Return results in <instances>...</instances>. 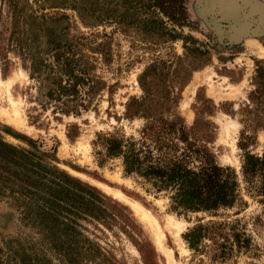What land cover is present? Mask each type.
<instances>
[{"label":"rangeland","instance_id":"1","mask_svg":"<svg viewBox=\"0 0 264 264\" xmlns=\"http://www.w3.org/2000/svg\"><path fill=\"white\" fill-rule=\"evenodd\" d=\"M7 1L0 0V79L12 84H0V137L46 155L51 165L120 203L113 229L101 227V233L82 222L87 227L82 234L109 251L110 259L103 264H264L260 178L248 181L241 173L244 153L260 157L264 152V89L253 93L260 83L264 86V33L229 39L209 16L199 14L198 0H13L24 12L21 18L12 16ZM258 1L264 5V0ZM58 54L73 58L74 74L83 77L80 82L71 77L70 82L77 89L78 105L88 103L77 113L61 111L66 96L56 101L49 95L69 83L65 72L70 68L66 62L58 68ZM152 66L157 74L148 80L152 93L161 101L176 96L173 113L186 126L197 122L199 129L212 133L209 146L218 163L235 171L240 200L234 207L177 213L170 208L168 193L157 192L137 175H126L121 158L106 156L102 136L136 137L144 124L141 118L129 120L123 114L130 98L144 95L139 77ZM196 76L200 82L188 92ZM14 106L19 122L3 113L11 114ZM110 189L122 197L116 198ZM134 203L157 221L161 241L135 213ZM18 205L28 207L0 189V264H19L12 254L18 260L31 249L37 252L33 264L104 260L95 254L92 262L84 249L74 258V249L66 247L62 236L51 249L52 241L39 234L40 228L27 225ZM176 222L182 229L179 237ZM209 222L223 224L221 235L230 239L223 246L225 256H218L221 249L215 244L227 242L222 236L204 239L197 251L183 239L198 223ZM232 233L247 239L246 246L233 245Z\"/></svg>","mask_w":264,"mask_h":264},{"label":"trees","instance_id":"2","mask_svg":"<svg viewBox=\"0 0 264 264\" xmlns=\"http://www.w3.org/2000/svg\"><path fill=\"white\" fill-rule=\"evenodd\" d=\"M7 2L12 16L21 18L24 12L18 9L17 2ZM13 40L17 43L15 37ZM19 47L22 48L21 45ZM28 55L27 53L26 56L29 57ZM55 58L59 69L60 64L65 65V62L70 68L69 72H65L69 75V83L60 84L57 91H50L49 95L55 96L56 101H61L66 96V101L62 102L66 109L61 107L60 110L66 114L77 113L79 106L85 109L88 103L78 105L79 100H75L77 89L70 82L71 77L78 81L83 77L74 74L73 58L62 59L59 54ZM151 74H154L152 80L156 79L154 66L148 67L139 77L144 95L140 99L132 97L125 103L123 116L126 119L144 120V124L137 131L138 135L102 136L106 156L121 158L126 175H137L151 184L157 192L168 193L170 208L177 213H216L221 209L234 207L240 200V185L235 171L221 166L210 148L213 134L199 129L197 122L190 127L186 126L184 119L173 113L172 106L178 103L176 96L171 97L169 94L165 101L157 98L149 87ZM261 84L256 87L254 94L262 92L264 86ZM94 88L96 87L93 86L92 89ZM241 145L246 148L245 144ZM241 173L248 181L260 178L258 189L264 196V152L260 157L249 152L244 153ZM0 189L25 201L28 207L18 205L17 210L27 225L33 229L40 228L39 234L52 241L49 243L51 249L56 244L55 238L62 236L66 247L74 249V258L79 257V249H84L92 262L95 261V254L104 258L100 264L109 261V251L83 235L81 231L87 227L82 224H92L93 229L101 233V227L113 229V223L117 222L122 207L119 202L51 165L46 161V155L14 146L1 137ZM222 229L221 223H198L183 235V239L190 249L197 251L204 239L214 241L222 236ZM93 235L96 238L95 231ZM231 236L232 244L238 248L245 247L248 243L239 233H232ZM222 240L227 242L215 243L221 249L219 257L226 255L223 246L230 239L223 235ZM36 253L31 249L18 260L15 253L12 257L19 264H33Z\"/></svg>","mask_w":264,"mask_h":264},{"label":"water","instance_id":"3","mask_svg":"<svg viewBox=\"0 0 264 264\" xmlns=\"http://www.w3.org/2000/svg\"><path fill=\"white\" fill-rule=\"evenodd\" d=\"M198 10L229 39L264 33V5L258 0H198Z\"/></svg>","mask_w":264,"mask_h":264},{"label":"bare ground","instance_id":"4","mask_svg":"<svg viewBox=\"0 0 264 264\" xmlns=\"http://www.w3.org/2000/svg\"><path fill=\"white\" fill-rule=\"evenodd\" d=\"M200 77L199 76H196L195 77V80H194V83L191 85L192 87L188 88L187 91H191L194 86L196 85V83H199L200 82ZM0 84H3V85H6L7 88H10L11 84H12V81H7V82H3L1 81L0 79ZM213 92V91H212ZM215 92V91H214ZM222 96V95H221ZM220 96V97H221ZM187 104V103H186ZM4 115L6 117H8L9 120L11 121H15V122H19L20 121V112L18 110V108L16 106H14L13 108V112L11 114H7L5 111L3 112ZM186 115L187 116H190V112L188 110L185 111ZM228 128V126H227ZM226 128V130H227ZM228 133V132H227ZM232 147L234 148V143L232 142ZM116 198L117 197H122V194L119 193L118 191H114V190H109ZM132 208L133 210L135 211L136 214H138L140 216V218H142L144 221L148 222L149 225L152 227V229L154 230L156 236L158 237V240L161 241V238L163 237V233L157 223V221L151 216V214L147 211H145L142 207H140L139 205L137 204H132ZM175 228L177 229L176 230V233L175 235L177 237H179V234L181 233V227H180V223L176 222L175 223ZM171 250H169L170 252Z\"/></svg>","mask_w":264,"mask_h":264}]
</instances>
